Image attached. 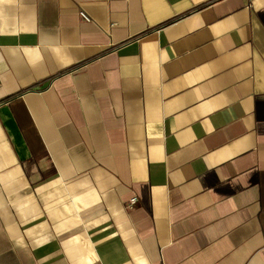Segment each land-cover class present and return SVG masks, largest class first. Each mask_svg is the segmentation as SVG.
Instances as JSON below:
<instances>
[{"label": "crops", "instance_id": "1", "mask_svg": "<svg viewBox=\"0 0 264 264\" xmlns=\"http://www.w3.org/2000/svg\"><path fill=\"white\" fill-rule=\"evenodd\" d=\"M0 264H264V0H0Z\"/></svg>", "mask_w": 264, "mask_h": 264}, {"label": "built area", "instance_id": "2", "mask_svg": "<svg viewBox=\"0 0 264 264\" xmlns=\"http://www.w3.org/2000/svg\"><path fill=\"white\" fill-rule=\"evenodd\" d=\"M81 15L84 19H86L87 21H90L91 20V17L89 15H87L84 11H81ZM137 203V198L136 197H133L130 199L129 203H128V207L129 208H132L136 205Z\"/></svg>", "mask_w": 264, "mask_h": 264}]
</instances>
